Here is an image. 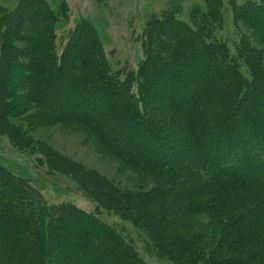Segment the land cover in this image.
<instances>
[{"label":"trees","instance_id":"16d2710c","mask_svg":"<svg viewBox=\"0 0 264 264\" xmlns=\"http://www.w3.org/2000/svg\"><path fill=\"white\" fill-rule=\"evenodd\" d=\"M207 3L208 13L194 26L172 11L151 17L137 68H116L87 19L69 30L60 54L54 28L60 13L46 0L0 9L7 21L0 65L6 63L8 76L29 80L16 93L1 90L6 81L0 77V126L6 121L14 128L10 114L34 107L29 118L49 122L53 109L57 119L84 124L102 149L138 173L135 186L125 188L87 167L100 199L94 211L50 204L34 187L35 195L2 182L0 264H149L142 252L181 264H264V0L234 4L236 23L241 17L261 31L252 35L261 46L244 34L236 56L206 30L219 23L218 5ZM30 5L43 13L29 30L35 55L26 63L7 52L23 50L17 41ZM204 56L213 65L203 64ZM14 60L28 70L13 68ZM56 76L60 98L53 105L40 99L39 88ZM102 208L142 229V252Z\"/></svg>","mask_w":264,"mask_h":264},{"label":"rangeland","instance_id":"374dc122","mask_svg":"<svg viewBox=\"0 0 264 264\" xmlns=\"http://www.w3.org/2000/svg\"><path fill=\"white\" fill-rule=\"evenodd\" d=\"M19 1L0 0V9L14 10ZM46 1L55 14L60 13L54 24L60 54L61 50H64L63 43L67 40L69 30L80 23L82 19H87L97 30L104 48L116 68L138 67L145 54L142 45L143 32L147 21L154 15H158L162 11H172L179 19L194 26L196 17L201 22L204 14L209 10L207 0ZM247 1L250 0H215L218 5L216 19L219 23L210 25V27L206 26V30L211 32L212 36L229 43L231 53L235 56L238 50L237 45L242 41L244 34L245 37H251L256 44L261 46L256 38L252 37L261 31L247 27L241 17H239L241 25L236 23V10L239 9H235L234 6ZM34 4L37 5V3ZM28 8L27 27L25 29L24 25L21 33L23 41H17L26 48L22 47L23 50L9 48L7 52V55H16L17 59L26 60V63L28 60L33 62L30 55H35L29 46L34 39L29 30H32L33 24L39 20L43 13L38 7L30 5ZM0 16H2L0 20L1 41L7 30V21L5 13H1ZM48 32L45 31L42 34L44 33L47 37ZM158 32L161 34V31ZM197 41L195 40V42ZM206 59L204 56L203 64L210 62L213 65L212 61L208 62ZM5 64L1 63L0 65V77L6 81V86L1 90H7L5 87H10L16 93H24L25 89L22 85L28 84L29 80L21 81L12 74L8 76L7 71L4 70ZM26 65L28 66V64ZM26 65L14 60L12 67L23 71L28 70ZM35 66V64L30 65L32 75H34ZM243 69L248 73L246 65L243 66ZM41 73L47 74V70L41 71ZM58 77H63L66 80L72 78L68 72H59ZM56 78L57 76L50 81L49 87L43 88V90L39 88L40 92L38 91L40 99L43 98L47 103L53 105L58 104L56 98H60ZM41 84H44V81ZM35 85L33 87L37 88ZM8 97L9 99L13 98L10 94ZM36 110V107L27 111L23 110L18 117L10 114L9 118L14 128L10 127L6 121H4L3 127L0 126V186L2 182L25 186L24 190L34 195V188H36L50 204L67 202L88 211L96 210L100 206V199L99 196L92 193L91 184L89 185L87 182V167L94 168L99 173L108 176L121 187L133 188L135 186L138 173L134 169L124 166L122 160L102 149L95 139L91 138V133L84 124L57 119L56 114H52L53 109L48 110L53 117L49 122L37 121L38 119H34V117L29 118V114L35 113ZM101 211L105 218L114 223L112 225L123 226L125 230L129 231L131 237L135 238L134 242L140 251L144 250V239L147 236L141 232L142 229L122 216L116 209L102 208ZM67 227L70 228L71 225L68 224ZM1 238L0 235V240ZM142 253L149 264H181L160 255Z\"/></svg>","mask_w":264,"mask_h":264}]
</instances>
